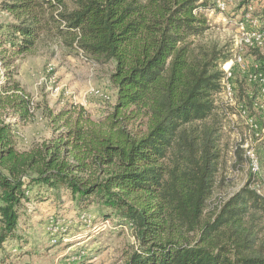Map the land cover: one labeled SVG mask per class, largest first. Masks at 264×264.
I'll return each instance as SVG.
<instances>
[{
	"label": "trees",
	"instance_id": "1",
	"mask_svg": "<svg viewBox=\"0 0 264 264\" xmlns=\"http://www.w3.org/2000/svg\"><path fill=\"white\" fill-rule=\"evenodd\" d=\"M2 7L17 21L0 35V48L7 44L0 53L17 57L61 42L112 65L117 95L100 119L82 106L48 109L53 135L19 149L16 123L33 118L34 100L7 72L0 84V251L21 237L31 190L65 189L78 210L97 205L131 226L136 246L125 264H264V197L251 176L208 210L225 119L216 97L222 65L232 58L230 45L203 40L211 0H5ZM253 13L264 29V5ZM249 52L264 69V50ZM2 59L7 67L13 57Z\"/></svg>",
	"mask_w": 264,
	"mask_h": 264
},
{
	"label": "rangeland",
	"instance_id": "2",
	"mask_svg": "<svg viewBox=\"0 0 264 264\" xmlns=\"http://www.w3.org/2000/svg\"><path fill=\"white\" fill-rule=\"evenodd\" d=\"M4 1L0 0V35L8 30L9 24L17 21L13 14L3 9ZM66 1L70 3V0ZM223 2L224 10L206 12L210 30L203 40L232 47L235 38L247 37L260 27L261 19L253 12L262 9L264 0H253L249 10L240 7V0ZM70 51L58 42L47 47L40 45L34 53L17 57L11 52L0 53V84L6 79L7 72L13 71L34 100L33 118L25 123H16L19 149H28L53 135L46 113L48 109L57 113L71 105L82 106L94 119L111 113L117 95L111 81L113 66L98 64ZM249 53L246 50V60L252 62ZM3 57H13L12 63L5 67ZM216 98L219 102L220 96ZM11 121L16 122L14 119ZM223 126L221 168L208 207L212 211L240 189L249 174L247 164L232 163L231 145L236 136L228 121H223ZM239 128H245L242 121ZM257 151L264 176V139ZM28 195L31 200L26 203L25 216L19 223L21 237L4 243L0 264H125L136 246L130 225L117 215H104L110 211L97 205L78 210L65 189L55 193L34 188ZM39 196L44 200L36 198Z\"/></svg>",
	"mask_w": 264,
	"mask_h": 264
},
{
	"label": "built area",
	"instance_id": "3",
	"mask_svg": "<svg viewBox=\"0 0 264 264\" xmlns=\"http://www.w3.org/2000/svg\"><path fill=\"white\" fill-rule=\"evenodd\" d=\"M211 1L214 8L207 9V12L225 9L223 0ZM259 28L247 37L234 39L231 47L232 58L222 65L224 75L222 90L218 94L220 101L217 103L225 114L224 121L229 122L236 136L231 145L232 163H245L249 166L247 177H252L251 186L264 197V176L257 151L258 145L264 139V69L252 54H246L253 59L252 62H248L245 56L246 50L250 48L264 50V29ZM240 81L244 85V94L240 92ZM247 96L252 99L251 105H248ZM240 121L245 125L242 130L239 128ZM239 151L242 159L239 158Z\"/></svg>",
	"mask_w": 264,
	"mask_h": 264
}]
</instances>
